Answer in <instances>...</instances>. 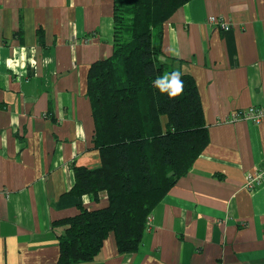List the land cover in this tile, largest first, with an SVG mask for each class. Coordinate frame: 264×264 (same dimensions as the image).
I'll return each mask as SVG.
<instances>
[{
  "label": "crops",
  "instance_id": "obj_1",
  "mask_svg": "<svg viewBox=\"0 0 264 264\" xmlns=\"http://www.w3.org/2000/svg\"><path fill=\"white\" fill-rule=\"evenodd\" d=\"M112 36L113 0H0V264H58L56 222L81 209L73 166L101 165L87 72ZM161 49L193 76L208 141L137 251L118 253L110 233L78 264H264V181L243 186L264 167V119L228 120L264 107V0H188L163 22ZM107 203L104 190L81 196L82 208Z\"/></svg>",
  "mask_w": 264,
  "mask_h": 264
},
{
  "label": "trees",
  "instance_id": "obj_2",
  "mask_svg": "<svg viewBox=\"0 0 264 264\" xmlns=\"http://www.w3.org/2000/svg\"><path fill=\"white\" fill-rule=\"evenodd\" d=\"M186 1L113 0L112 53L87 72L101 165L73 166L69 193L81 209L56 222L63 226L58 264L92 261L110 233L118 253L137 251L152 208L208 141L193 76L160 59L163 22ZM175 71L182 73L183 92L170 98L154 81ZM103 190L106 206L82 208V195L96 199Z\"/></svg>",
  "mask_w": 264,
  "mask_h": 264
},
{
  "label": "built area",
  "instance_id": "obj_3",
  "mask_svg": "<svg viewBox=\"0 0 264 264\" xmlns=\"http://www.w3.org/2000/svg\"><path fill=\"white\" fill-rule=\"evenodd\" d=\"M207 21L216 24L223 29H227L231 26L229 21L224 20L220 16L209 15L207 17ZM239 119L260 122L262 119H264V107L258 105H249L247 107L232 111L228 116V120L230 121H236ZM262 181H264V167L255 172L246 174L243 186L247 189H252ZM150 220L151 215L148 216L147 223L150 222Z\"/></svg>",
  "mask_w": 264,
  "mask_h": 264
},
{
  "label": "clouds",
  "instance_id": "obj_4",
  "mask_svg": "<svg viewBox=\"0 0 264 264\" xmlns=\"http://www.w3.org/2000/svg\"><path fill=\"white\" fill-rule=\"evenodd\" d=\"M181 75L182 73L180 71H175L171 77L164 75L163 78H158L154 81V84L162 93L167 92L170 98H175L183 92Z\"/></svg>",
  "mask_w": 264,
  "mask_h": 264
}]
</instances>
